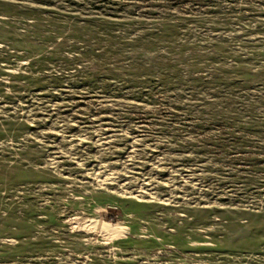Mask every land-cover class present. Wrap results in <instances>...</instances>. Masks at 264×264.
<instances>
[{
    "label": "rangeland",
    "instance_id": "obj_1",
    "mask_svg": "<svg viewBox=\"0 0 264 264\" xmlns=\"http://www.w3.org/2000/svg\"><path fill=\"white\" fill-rule=\"evenodd\" d=\"M0 264H264V0H0Z\"/></svg>",
    "mask_w": 264,
    "mask_h": 264
}]
</instances>
